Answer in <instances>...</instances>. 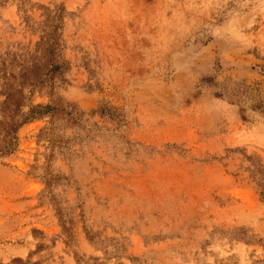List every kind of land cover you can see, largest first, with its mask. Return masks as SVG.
Wrapping results in <instances>:
<instances>
[{"label":"rangeland","instance_id":"1","mask_svg":"<svg viewBox=\"0 0 264 264\" xmlns=\"http://www.w3.org/2000/svg\"><path fill=\"white\" fill-rule=\"evenodd\" d=\"M0 264H264V0H0Z\"/></svg>","mask_w":264,"mask_h":264}]
</instances>
